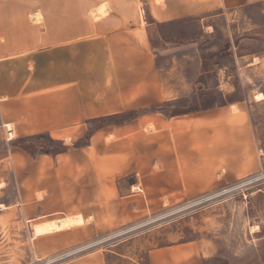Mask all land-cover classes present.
<instances>
[{"label": "crops", "instance_id": "0c3cea01", "mask_svg": "<svg viewBox=\"0 0 264 264\" xmlns=\"http://www.w3.org/2000/svg\"><path fill=\"white\" fill-rule=\"evenodd\" d=\"M147 1L151 24L205 12L219 2L172 0L193 5L168 9L169 0H162L163 7ZM252 1L258 0H221ZM95 3L0 0V127L4 135L5 125L14 131L13 139L3 138L0 160L12 167V204L23 221L51 218L39 221L46 234L30 238L34 260L125 224L137 210L159 209L163 197L199 194L261 166L247 101L162 111L182 95L160 72L140 14L98 13L91 11ZM132 112V119L124 117ZM111 116L81 145L99 118ZM36 134L66 149L30 155L10 143ZM71 263L105 264L95 253Z\"/></svg>", "mask_w": 264, "mask_h": 264}, {"label": "rangeland", "instance_id": "374dc122", "mask_svg": "<svg viewBox=\"0 0 264 264\" xmlns=\"http://www.w3.org/2000/svg\"><path fill=\"white\" fill-rule=\"evenodd\" d=\"M157 4L165 6L162 0ZM192 5L166 3L168 9ZM151 7L147 0H96L91 11L140 14L139 24L147 30L160 72L182 95L162 111L187 113L247 101L259 145V170L218 181L199 194L163 197L159 209L137 210L125 224L34 260L30 238L46 234L48 227L39 221L51 218L23 221L12 204L16 199L12 167L0 160V264H72L91 253L102 256L105 264H264V0L238 4L219 0L211 10L156 24H151ZM4 137L0 127V151L6 149ZM27 142L35 150L59 148L45 137Z\"/></svg>", "mask_w": 264, "mask_h": 264}, {"label": "trees", "instance_id": "16d2710c", "mask_svg": "<svg viewBox=\"0 0 264 264\" xmlns=\"http://www.w3.org/2000/svg\"><path fill=\"white\" fill-rule=\"evenodd\" d=\"M167 105H168V103L165 106H167ZM175 114H178V113H175ZM135 115H136V112H132V113H129V114H124V117H126V119L129 120V119H132L133 117H135ZM111 121H112V116L111 117L101 118V119L99 118L97 120V122L95 123L96 125L87 131V134L85 135V138L83 139V141H81V145H86L87 144L89 136L94 131L95 128H97V127H99V126H101V125H103L105 123H109ZM44 137L47 138V140L50 141L51 143L58 144L59 148L58 149H52V148H47L46 149L44 147H40L39 146V149L35 150V149H32L31 147H29L27 145V143H28L27 141L28 140L33 141L34 138H44ZM10 143H11V145L12 144H16L17 146H20L22 149H24L30 155H36V154H40V153L56 154V153L62 152V151H64L66 149V146L61 141L54 140V139L50 138L48 135H46V134H36V135L28 136V137H24V138H21V139L17 140V142L16 141H11Z\"/></svg>", "mask_w": 264, "mask_h": 264}, {"label": "bare ground", "instance_id": "6f19581e", "mask_svg": "<svg viewBox=\"0 0 264 264\" xmlns=\"http://www.w3.org/2000/svg\"><path fill=\"white\" fill-rule=\"evenodd\" d=\"M255 97H256V100L257 101H260V100H262V95L261 94H258V95H255ZM235 108V107H234ZM32 227L33 228H37L38 227V224L37 223H33L32 224ZM255 230H256V227H251V231L252 232H255ZM256 231H258V230H256ZM31 232H32V236H33V238H35V231L33 230V229H31Z\"/></svg>", "mask_w": 264, "mask_h": 264}, {"label": "built area", "instance_id": "2783aa9c", "mask_svg": "<svg viewBox=\"0 0 264 264\" xmlns=\"http://www.w3.org/2000/svg\"><path fill=\"white\" fill-rule=\"evenodd\" d=\"M4 129H5V139H6V141L11 140L12 139L11 135L14 132L13 129L9 128L8 125H5ZM28 221L29 220H27L26 222L29 223Z\"/></svg>", "mask_w": 264, "mask_h": 264}]
</instances>
